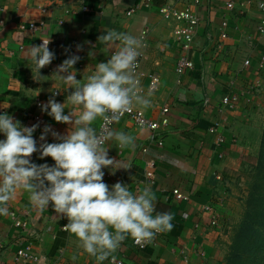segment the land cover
Here are the masks:
<instances>
[{
	"label": "crops",
	"instance_id": "0c3cea01",
	"mask_svg": "<svg viewBox=\"0 0 264 264\" xmlns=\"http://www.w3.org/2000/svg\"><path fill=\"white\" fill-rule=\"evenodd\" d=\"M259 2L264 0H150L147 4L144 0H0V108H4L0 111L23 126L38 123L33 134L38 147L43 143L38 138L45 125L61 136L70 128L40 109L53 91H61L54 97L58 103L70 93L53 75L57 66L70 58L69 52L80 56L74 69L76 79L83 82L96 63L107 62L114 51L106 53L98 36L108 30L138 37L146 33L139 80L151 107L134 108L158 123L162 109L168 108V125L157 132L163 145L158 147L149 139L148 129L136 127L129 119L119 121L113 129L131 135L134 142L123 149L115 141L108 142L109 157L126 169H103V182L109 186L127 184L133 193L149 185L157 211L170 212L174 227L158 234L143 250L126 239L114 253L123 264H224L230 249L226 233L233 207L225 180L232 175L235 162L248 152L257 136L252 132L259 130L264 118V36L257 33L263 16ZM169 8H188L198 17L188 52L181 51L175 37L182 25L162 14ZM129 11L131 15H127ZM40 21L43 27L28 29ZM46 38L55 59L40 70L42 77L38 78L25 50ZM77 45L81 48L78 52ZM182 56L194 67L180 76L175 69ZM153 73L160 78L154 93L147 91L148 76ZM225 97L237 99L232 108L223 104ZM100 123H94L97 131ZM215 124H219L217 132L210 134ZM219 137L224 140L221 146L216 144ZM46 142L59 141L49 133ZM39 157V152L34 153L32 162L54 163ZM174 189L188 200L175 199ZM7 207L9 214L15 213L27 225L17 228L9 215L0 216V264H33L14 261V243L21 236L32 239L34 251L42 257L39 264H96L51 204L40 211L30 203L29 194L18 189Z\"/></svg>",
	"mask_w": 264,
	"mask_h": 264
},
{
	"label": "clouds",
	"instance_id": "9594fccd",
	"mask_svg": "<svg viewBox=\"0 0 264 264\" xmlns=\"http://www.w3.org/2000/svg\"><path fill=\"white\" fill-rule=\"evenodd\" d=\"M97 39L104 43L106 53L114 50L107 62L96 63L95 70L82 82L76 79L74 69L80 56L65 59L53 75L70 93L58 103L54 97L61 91H53L52 98L40 106L41 112L55 122L70 125L65 135L45 125L38 138L43 143L38 147L33 136L38 123L23 126L0 111V216L9 215L7 203L22 189L34 208L43 211L51 204L54 212L67 220L65 228L96 264H115L114 253L126 239L150 244L174 225L170 212L157 211L149 185L133 193L127 184L109 186L103 182V169H126L109 157L108 142L115 141L121 149L134 142L131 135L113 129L112 122L135 106L151 107V100L141 94L136 74L142 39L116 30H108ZM41 41L25 50L38 78L42 77L40 70L55 59L48 47L50 39ZM76 50H81L79 45ZM97 120L102 121L99 132L94 127ZM49 133L59 142L47 143ZM37 152L40 159L48 157L54 163L32 162L31 156Z\"/></svg>",
	"mask_w": 264,
	"mask_h": 264
},
{
	"label": "built area",
	"instance_id": "2783aa9c",
	"mask_svg": "<svg viewBox=\"0 0 264 264\" xmlns=\"http://www.w3.org/2000/svg\"><path fill=\"white\" fill-rule=\"evenodd\" d=\"M149 1L150 0H144V3L147 4V3H149ZM195 3H198V0H195ZM258 9L261 11L263 16H262V18H261V20L257 26V33L261 36H264V2L258 3ZM82 11L87 12L88 9L83 8ZM131 12L132 11H129L127 13V15H131ZM162 14L164 15L165 18L173 19L175 22L182 25V27L180 29H177L175 31V37H176L177 42L180 44L181 51L188 52L191 49L193 32L198 25V17L194 13H192L188 8H184V9L169 8V9L162 10ZM43 26H44L43 22L40 21L38 23H31L29 25L28 29L30 31H36L38 29V27H43ZM21 29L23 30L24 27H21ZM145 34L146 33L144 32L140 37L142 39L143 46L145 45V43L143 42L145 39ZM40 44L41 43H39L38 45H40ZM69 54L72 56V55H74V52L73 51L69 52ZM141 58H142V54L138 58V66L136 69V74H137L138 79L140 76L139 69H140ZM245 64L247 65L248 62H245ZM193 67H194L193 63L190 60H188L186 57L182 56L176 62L175 71H176L177 75L181 76L185 72L192 70ZM148 79H149V83H148L147 91L154 93L155 91H157V89L159 87L160 78H159L158 74L153 73L152 75L148 76ZM145 90L146 89L141 88V94L142 95H144ZM236 101H237V99L235 97H232V98L231 97H225L222 100L223 104L228 105L230 108H232L234 106ZM168 111H169L168 108L162 109V111H161L162 120L158 123V122L151 121V120L147 119V117L145 116L143 111L133 107V109L131 111L123 113L120 116L118 121L112 122L111 127L113 128L114 125H116L119 121H121L123 119H129L133 122V124L136 127L142 128V129L143 128L148 129L151 132V137L149 139L152 142H155L158 147H161L163 145V143H162V141L159 140V138L157 136V132L162 127H166L168 125V120L166 117ZM34 120L42 123V119H39L38 117H35ZM101 124H102V121L99 125L98 132L101 130ZM218 126H219V124H215L214 126H212L209 129V133L215 134L217 132ZM223 142H224V140L222 137H219L216 140L217 146L223 145ZM143 151L146 152V148ZM219 157L222 158L223 155L220 154ZM148 166L153 167V163H150ZM147 176H148V178H152V173L148 172ZM172 195L177 200H181V201H187L188 200V197L186 195L182 194L178 189H174L172 191ZM205 210L210 211V208L206 207ZM9 216H10L9 217L10 220L12 221V223L15 227L23 228V229L26 228L27 224L24 221L19 220L15 213H10ZM215 223H216L215 221H212L211 225L214 226ZM14 246L16 249L15 253H14V261L15 262L39 264L40 261L42 260V257L40 255H38L33 249L32 239H29V238L27 239L26 236H24V237L21 236L19 239H17L15 241ZM133 246L139 250H143L146 247V244L145 245H139V244L134 243V241H133ZM108 264H109V261H108ZM115 264H123V262H122V260H120L116 257Z\"/></svg>",
	"mask_w": 264,
	"mask_h": 264
},
{
	"label": "trees",
	"instance_id": "16d2710c",
	"mask_svg": "<svg viewBox=\"0 0 264 264\" xmlns=\"http://www.w3.org/2000/svg\"><path fill=\"white\" fill-rule=\"evenodd\" d=\"M228 264H264V134L255 186L232 240Z\"/></svg>",
	"mask_w": 264,
	"mask_h": 264
},
{
	"label": "rangeland",
	"instance_id": "374dc122",
	"mask_svg": "<svg viewBox=\"0 0 264 264\" xmlns=\"http://www.w3.org/2000/svg\"><path fill=\"white\" fill-rule=\"evenodd\" d=\"M252 134L257 136L253 137V142H251L248 152L246 151V153H244L242 159H240L239 162H235L232 175L228 176V180H225V185L228 186L232 192L230 197L233 203V207L231 209L232 212H230L232 221H230V224H228L229 227L226 233L227 238L230 239V248L232 246V240L236 233L238 224L246 212V202L249 197L250 189L255 186L257 167L264 134V118L262 121V126L258 131H253ZM229 255L230 249L224 264H228L227 260ZM256 264L259 263L257 262Z\"/></svg>",
	"mask_w": 264,
	"mask_h": 264
}]
</instances>
